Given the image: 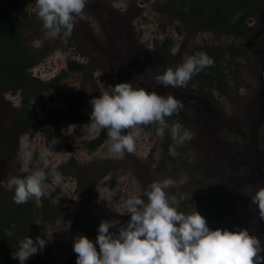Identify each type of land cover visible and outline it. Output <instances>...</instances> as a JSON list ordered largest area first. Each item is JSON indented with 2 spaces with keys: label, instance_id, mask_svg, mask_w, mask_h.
<instances>
[{
  "label": "rangeland",
  "instance_id": "374dc122",
  "mask_svg": "<svg viewBox=\"0 0 264 264\" xmlns=\"http://www.w3.org/2000/svg\"><path fill=\"white\" fill-rule=\"evenodd\" d=\"M35 3L36 0H0V5L19 10L24 17L27 46L34 53H44L28 69L32 78L22 90L0 93V213L15 203L9 179L28 174L22 171L18 157L21 142L26 141L33 152L29 172L34 169L49 172L46 164L50 166L59 161L57 171L63 179L56 184L49 175L42 197H50L54 205L65 199L66 210L55 222L47 223L44 232L47 242L37 264L64 262L74 252V235L84 234L95 242L101 221L115 223L109 231L117 232L130 219L125 203L129 195H142L150 183L165 178L175 182L166 192L170 199L175 198L178 211L192 213L197 209L207 221L213 222L210 208L206 210L196 195L208 183H217L227 193L229 213L237 218L234 221L237 230L246 228L252 235L256 221L264 224V218L258 217V205L251 199L256 189L264 186V148L249 147L248 137L244 143L225 131L217 134L204 109L210 100L211 107L223 114L229 123L238 121L237 115L242 117L238 96L253 97L264 69L254 48L247 56L232 60L227 54L222 55L220 67L229 73L230 84L239 89L233 91L230 99L215 91V102L200 92V82L195 75L187 82L190 88H161L152 85L141 71L154 73L164 62L175 68L187 56L199 53L202 46H217L221 50L229 46L244 48L243 38L206 29L198 20L180 14L173 0H89L70 36L61 34L49 39L45 38L46 30L36 15ZM186 39L180 57L178 52ZM169 40L172 45L164 50ZM70 60L85 63L86 69L68 71L58 84L52 83L63 70H68ZM235 66L242 70L239 81L233 78ZM129 79H135L149 91L177 97L184 108L176 114L183 128L192 132V138L177 144L170 135V127L177 120L165 119L169 127L162 137L157 135V124L139 126L141 135L133 153L114 155L109 151L108 138L103 145L90 151L85 141L103 131L97 133L91 127L90 100L105 91L110 92L115 80ZM61 89L77 99L70 101L62 97ZM24 96L29 97L40 119L49 118L36 131H27L17 125L15 108L22 104ZM192 102L198 108H192ZM81 115L87 118L77 129ZM234 144L239 146L237 150ZM45 151L49 154L41 159ZM236 167H240L239 173ZM42 197L31 200L41 204ZM77 220L85 221L88 229L77 227ZM69 221L70 229L63 230L62 226ZM256 235L264 249L263 228L258 229ZM97 249L99 251L98 245ZM260 255L264 256V251ZM15 264H20L18 259ZM25 264L32 263L26 261Z\"/></svg>",
  "mask_w": 264,
  "mask_h": 264
},
{
  "label": "clouds",
  "instance_id": "9594fccd",
  "mask_svg": "<svg viewBox=\"0 0 264 264\" xmlns=\"http://www.w3.org/2000/svg\"><path fill=\"white\" fill-rule=\"evenodd\" d=\"M89 0H36V15L43 23L45 38L59 35L70 36L82 16ZM212 64L204 52L187 56L175 68L168 67L156 74L155 84L165 88H183L199 71ZM92 111L90 124L99 133L106 130L110 141L109 151L116 156L136 150V141L141 135V125L157 124V135L164 136L168 124L166 116L179 113L184 104L174 95H160L146 87H134L129 81L111 85L90 100ZM131 130V131H129ZM170 135L177 144L192 138V132L176 122L170 127ZM41 153V159L48 156ZM18 157L22 171L28 173L9 179V188L14 190L16 204L39 200L44 195L45 181L50 175L56 184L63 177L57 171L59 161L51 163L50 171L34 169L29 172L33 158L30 145L21 142ZM174 180L165 178L153 181L142 195H129L126 213L130 219L117 232L109 231L115 226L112 221H101L95 242L84 234L73 236L76 264H260L261 241L246 228L229 230L210 229L206 218L196 209L192 213L178 211L175 198H169L166 190L174 186ZM146 198V199H145ZM264 218V186L256 189L251 197ZM71 222L62 226L68 230ZM11 234V233H9ZM47 239L27 236L19 241L12 256L20 264L42 252ZM97 245L99 251L97 249Z\"/></svg>",
  "mask_w": 264,
  "mask_h": 264
},
{
  "label": "trees",
  "instance_id": "16d2710c",
  "mask_svg": "<svg viewBox=\"0 0 264 264\" xmlns=\"http://www.w3.org/2000/svg\"><path fill=\"white\" fill-rule=\"evenodd\" d=\"M173 1L181 4L183 15L198 19L204 26L214 32L244 35V30L241 28L244 18L250 11L258 8L260 0H238L236 2L233 0ZM239 13H241V16L238 15ZM25 27L26 21L19 10L0 5V93H17L22 90L26 85V81L32 78L28 69L35 65L44 54L43 51L39 52V54L34 53L27 46V38L23 32ZM186 43L187 39L179 51L180 57L183 56L182 51ZM170 45H172L171 40L164 44V50L168 49ZM228 51L231 56H239L242 54V51L235 46H229ZM199 52H204L211 56L215 63L199 71L197 74L200 78L208 79L211 77L213 79L212 73L216 70L215 65L219 66L218 64H220L222 53H220L219 48L216 46L201 47ZM86 66L85 63L78 60H70L68 62V70H63L61 76L53 79L52 83L58 84L61 77L67 74L68 71H81L86 69ZM208 68H211L210 71H208ZM236 72H239L238 69H236ZM218 80L221 81V77ZM119 82L121 81L115 80L114 83ZM132 85L134 87L140 86L133 83ZM220 87L222 91H227L225 85H221ZM61 95L70 101L77 99L76 96H73L70 92H66L63 89H61ZM15 117L17 125L27 131H36L49 120V118L40 119L37 116V113L29 102L28 96H24L22 104L15 108ZM86 118V116L81 115L77 129L83 126ZM165 119H176L181 124L176 113H173L171 116H166ZM107 138V132L103 130L96 137L85 141V146L90 151L96 150L103 145ZM262 142L264 144V137ZM72 161L76 163L74 159ZM105 172H108V170L105 169ZM223 196V189L216 183H210L196 195V198L204 204L206 210H209V208L211 210L210 216L214 218L213 222H209L206 219L210 229L227 228L229 230H235L231 220L227 216ZM65 203L66 200L63 199L60 203L54 205L51 203L50 197H42L41 204L30 199L27 203H14L10 207L3 209L0 213V264L16 263V259L13 258L12 253L18 248L19 241L25 237L30 236L35 240L36 237L41 236L46 239L44 232L47 223H53L62 216L66 210ZM67 206L73 209L72 205ZM199 213L204 216L201 211ZM77 223V227H86L88 229L85 221L80 223L77 220ZM42 255L43 251H38L27 261L32 264H37L42 259ZM76 259L77 254L73 252L60 264H76Z\"/></svg>",
  "mask_w": 264,
  "mask_h": 264
},
{
  "label": "flooded vegetation",
  "instance_id": "af4514ba",
  "mask_svg": "<svg viewBox=\"0 0 264 264\" xmlns=\"http://www.w3.org/2000/svg\"><path fill=\"white\" fill-rule=\"evenodd\" d=\"M233 1L236 2L238 0H233ZM176 5L178 7V12L180 14H182L183 8L181 7V4L179 2H176ZM1 6H3V5H1ZM238 15L241 16V13H239ZM186 17H188V16H186ZM188 18H192V17H188ZM192 19L198 20L196 18H192ZM234 19H236V18H234ZM200 24L202 26H204L201 22H200ZM204 27L206 29H208L206 26H204ZM241 28H242V30H244V35H233V34L217 32L219 34H227V35H231L233 37L243 38L244 39L243 41L245 42L246 47L244 46V48H243L240 46H235L236 48H238L239 50L242 51L241 55L231 56L229 51H228L229 47L227 48V50H221L220 47H217V46L216 47L219 48L220 53H222V55L227 54V56L229 58H231V60L236 59L238 57L247 56L249 53V50H253V48H254L259 53V62L261 64H263V68H264V0H260L258 8L254 9L253 11H250V13L244 18V21L242 23ZM208 30H210V29H208ZM249 43H250V47H248ZM202 47H204V46H202ZM209 57L212 60V64H214L215 63L214 59L211 56H209ZM167 63L168 62H164V65H161L159 70L154 71V73L146 72L145 70H143L141 72L144 73L145 77L147 76V78L151 81L152 85H156L155 84V76H156V74L163 72L166 68L169 67V64H167ZM218 65L219 66L215 65L216 70L212 73L213 79L211 77H209L208 79L200 78L198 74L195 75L196 80H198L200 82V87H199L200 92L206 93L207 96L209 97V99H211L215 102H216L215 91H217L219 93V96H225V98L230 99V97H232V95L234 93L233 91H235L236 89H239L237 87H233L230 84L231 82L228 80L229 73L225 69H221L220 64H218ZM210 69L211 68H208V71H210ZM236 69H238V71H239L238 73L236 72ZM232 73H233L234 80L239 81V79L241 77V73H242V70L240 69V67L235 66L234 69L232 70ZM219 77H221V81L218 80ZM125 81H129L133 84L140 85L139 83H136L135 79H129V80H125ZM143 83L146 86V82H143ZM221 85H225V87L227 88L226 92L222 91V89L220 87ZM140 86H142V85H140ZM157 86H159L161 88L163 87L162 85H157ZM142 87H144V86H142ZM185 87L190 88V85L186 84ZM202 88H203V90H201ZM246 96L247 95H242V94H240L238 96L240 98V100H239L240 107H241V108H239L240 113L243 110L242 117H240L241 115H237L238 121L232 120L230 123H229V121H226L227 119L223 117V114H221L218 110H215L214 107H211V101L210 100H207V104L205 106L206 108H204V109L206 111V114L210 117L211 121L213 122V123H211V125H214L213 131H215L217 134H219L220 131H225L226 134H228L230 136H237V137L241 138L244 143L246 142L245 138L248 137L250 139V142L248 143L249 147H251V148L263 147L264 148V144L262 142L263 137H264V69H263V72L261 74V81L259 80L258 88H257L255 94H253V97H246ZM190 105L192 108H193V106L197 107V105L194 102H192ZM246 130L248 132H246ZM244 145H246V144H244ZM234 146H236L235 147L236 150L239 147L238 145H235V144H234ZM245 149H247V148L245 147ZM240 171H241L240 167H236V172L239 173ZM208 184H210V183H208ZM219 186L223 189V192H224L223 200H224L227 216L231 220L235 230H237L235 222H234L235 219H237V218L236 217L232 218L230 213H229V209H228V205H227V198H228L227 193L225 192L224 188L221 185H219ZM235 192L238 194L237 189ZM228 201H229V199H228ZM246 216L248 217V215H246ZM258 217L261 218L260 215H258ZM248 221H249V224H251V225L253 224V222L251 223L250 220L247 219V222ZM261 228H263V230H264V224H262L260 221H256L254 233L252 235H255L259 240H260V237H263V233H261L260 237H259L258 235H256V231L258 229H261Z\"/></svg>",
  "mask_w": 264,
  "mask_h": 264
}]
</instances>
